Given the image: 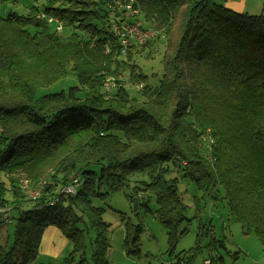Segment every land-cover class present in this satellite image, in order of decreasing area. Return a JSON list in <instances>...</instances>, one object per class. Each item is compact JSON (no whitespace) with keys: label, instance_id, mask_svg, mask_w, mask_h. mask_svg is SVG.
Segmentation results:
<instances>
[{"label":"trees","instance_id":"16d2710c","mask_svg":"<svg viewBox=\"0 0 264 264\" xmlns=\"http://www.w3.org/2000/svg\"><path fill=\"white\" fill-rule=\"evenodd\" d=\"M129 2L145 25L162 26L166 34L159 82L145 84L141 100L120 81L126 68L129 82L146 79L131 59L137 43L122 54L113 29L127 20ZM45 3L43 10L32 6L26 15L0 17V209L17 210L13 240L0 245V264H31L48 226L72 244L65 264L76 255L74 264H110L109 224L92 199L127 186L132 172L149 177L146 190L174 247L186 231L177 233L187 205L177 178H165L170 164L208 194L221 185L229 213L254 231L264 250V15L236 12L220 0ZM40 12L71 33L50 31L55 24ZM69 73L81 92L71 87L36 95ZM111 76L116 87L106 90ZM207 129L214 139L210 158L197 144ZM20 176L33 183L46 176L37 198L23 193ZM76 176V192H61ZM126 195L137 208L136 196ZM89 227L94 238L87 260L83 231ZM141 230L130 225L124 243L139 245ZM139 252V246L128 249Z\"/></svg>","mask_w":264,"mask_h":264},{"label":"rangeland","instance_id":"374dc122","mask_svg":"<svg viewBox=\"0 0 264 264\" xmlns=\"http://www.w3.org/2000/svg\"><path fill=\"white\" fill-rule=\"evenodd\" d=\"M224 5L236 12H247L254 15H264V0H220ZM46 0H0V17H5L13 12L26 15L32 6H37L43 10ZM103 10V9H102ZM99 13L101 11L99 10ZM40 17L48 18L43 13ZM138 17V16H136ZM141 20V16L139 17ZM143 22V21H142ZM157 25V23L155 22ZM145 28L155 27L158 31L157 38L150 39L145 46L138 42L131 50V59L141 68L140 71L146 79H140L139 83L128 81V68L120 81L130 97L141 100L140 90L145 84L157 85L162 72V56L166 46V34L162 26L151 23ZM55 25H49L50 31H54ZM72 29L63 27L59 30L62 35H69ZM131 43L130 46H132ZM123 57V56H121ZM112 77V76H111ZM113 85L116 87L115 78ZM138 82V81H137ZM142 84V87L139 85ZM76 87L81 92L76 77L69 73L66 77L46 86L39 87L36 95L67 92L69 88ZM77 92V93H78ZM110 95H107V97ZM214 139L209 130H205L197 142L204 156L210 158ZM203 148V149H202ZM188 158H191L187 155ZM178 164V163H177ZM182 167L184 162L181 163ZM169 169L165 174L166 179L177 178V191L184 204L187 205L185 219L177 226V233L186 229L182 235L178 234L174 247L168 243L166 228L158 219L155 196L146 190L145 183L149 182V177L142 173H131L126 176L127 186L119 188L109 193L105 198H93L95 206L103 208V220L109 224L107 237L109 247L106 250V257L110 264H202L204 258L212 256L222 257L226 264H264V250L259 239L253 230L247 231L233 215L229 213L224 195V189L217 185L213 194H208L199 189L195 181L189 176H184L183 171L174 167L172 164L167 166ZM176 168V169H175ZM77 177V176H76ZM74 178V177H73ZM20 182L26 179L20 176ZM19 182V185H20ZM78 182V181H77ZM136 186V187H135ZM130 191L137 198V208L134 207L131 199L127 197ZM0 245L11 243L14 236V226L16 222L17 210L6 206L0 209ZM131 225L135 229L140 225L138 244L139 254L128 253V249H135L136 246L131 242L124 243L125 231ZM84 227L83 223L79 225ZM199 231L205 234L198 236ZM49 234V233H48ZM85 243V257L90 259L94 232L89 227L83 231ZM46 244L55 243L54 238L46 235ZM63 243H58L54 249L41 246L35 259L31 264H65L70 251L71 242L65 237H61ZM199 238V239H198ZM79 259V255L74 257L73 264Z\"/></svg>","mask_w":264,"mask_h":264},{"label":"built area","instance_id":"2783aa9c","mask_svg":"<svg viewBox=\"0 0 264 264\" xmlns=\"http://www.w3.org/2000/svg\"><path fill=\"white\" fill-rule=\"evenodd\" d=\"M127 8H130L127 10L124 15L126 17V21L119 22V26H113L114 31L117 35L120 37V45H121V53L124 54L128 50V46L133 42H146L147 40L155 37L158 34V31L154 27L145 28L143 26L142 21L136 17L137 9L131 8V3H127ZM48 22H53L55 24V28L59 31L62 30L63 24L60 20L57 18H53L49 16L47 18ZM112 77H107L104 83L105 89L110 90L111 87H113V82L111 79ZM142 87V84L139 85ZM78 178H73L72 182L68 185H65L62 187L61 192L64 194H74L76 192L77 186L81 183V181H78ZM46 184V176H42L39 178L36 182H31L29 179H23L20 182V188L23 191V193L32 199L37 198L40 193L41 189ZM202 264H226L223 262L222 258H215L212 256L206 257L203 259Z\"/></svg>","mask_w":264,"mask_h":264},{"label":"crops","instance_id":"0c3cea01","mask_svg":"<svg viewBox=\"0 0 264 264\" xmlns=\"http://www.w3.org/2000/svg\"><path fill=\"white\" fill-rule=\"evenodd\" d=\"M49 233V234H48ZM46 235H50V237L51 238H54L55 239V241H56V244H58V243H63V239L61 238L62 236L63 237H65L64 235H63V233L57 228V227H54V226H48L45 230H44V232H43V235H42V238H41V241H40V243H39V247H38V252L40 251V249H41V246H44V245H46V247L47 248H52V249H54V246H56V244L55 243H47L46 244ZM66 238V237H65ZM67 239V238H66ZM224 262V261H223ZM225 263V262H224Z\"/></svg>","mask_w":264,"mask_h":264}]
</instances>
